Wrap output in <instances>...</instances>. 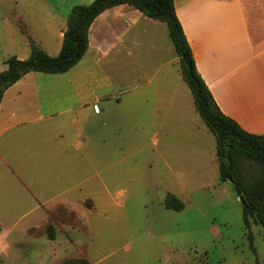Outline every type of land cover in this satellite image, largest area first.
<instances>
[{"label":"rangeland","instance_id":"374dc122","mask_svg":"<svg viewBox=\"0 0 264 264\" xmlns=\"http://www.w3.org/2000/svg\"><path fill=\"white\" fill-rule=\"evenodd\" d=\"M93 1L0 0V71L9 58L25 59L37 49L57 55L71 11ZM240 3L251 24L264 20V0ZM127 13L136 22L132 34L152 28L133 10ZM193 26L199 32L201 21ZM164 34L162 50L146 37L130 42L118 61L112 53L88 52L67 74L35 72L28 80L40 86L37 96L30 85L24 87L27 98L37 99L29 110H65L57 121L64 120L69 139L58 148L44 147V137H53L59 124L50 130L21 127L1 146L17 173L0 163L1 209L16 203L13 213L0 216V264H61L67 259L90 264H264V228L255 222L245 226L240 195L231 179L220 177L215 135L196 110L189 86L179 81L182 62L178 55L171 62L176 52L168 32ZM251 38L255 42L257 35L251 33ZM112 40L109 31L103 53ZM236 47H225L224 53L239 57ZM252 67L247 76L236 73L234 93L239 98L245 91L249 97L259 95L248 117L250 128L264 133V120H258L264 117V75ZM177 83L183 86L177 87L181 101L173 91ZM26 96L15 106L24 108ZM79 98L89 101L77 107ZM235 98L228 97L230 106L236 105ZM94 101L100 111H94ZM73 117L76 127L68 125ZM68 144L79 147L80 164L70 174L66 167L55 174L45 160ZM243 167L247 174L261 173L247 163ZM18 175L28 181L35 177L40 200H46V221L40 226H29L33 215L21 221L36 202L22 189ZM169 193L183 202L182 210L166 207Z\"/></svg>","mask_w":264,"mask_h":264},{"label":"crops","instance_id":"0c3cea01","mask_svg":"<svg viewBox=\"0 0 264 264\" xmlns=\"http://www.w3.org/2000/svg\"><path fill=\"white\" fill-rule=\"evenodd\" d=\"M240 4V0H174L177 16L192 49V56L195 61L196 69L208 85L220 109L226 115L237 121L246 131L253 134L264 135V133L253 131L252 128H250L253 125H250L248 117L257 107L255 105L256 107L254 106L252 108V104L256 103L259 95L249 97V92L245 91V95L242 94V97L239 98L234 93L236 91L234 88L236 73L240 72L238 77H243V73H246L247 76L248 72L254 69L252 65H256L261 69L259 72L260 75H264V20L261 22L255 21L251 24V22L245 18L244 12L239 7ZM225 9H229L228 17L224 15ZM128 10H133V13H135L139 19L146 21L152 28L137 34H132L136 22L132 20L130 14L127 13ZM262 15H264V11ZM196 20L201 21L199 32L196 27L193 26ZM95 26H97V30L94 33V38L91 39L92 30ZM122 26L125 28L119 33L118 31ZM158 27H162L160 32L157 31ZM109 31L113 32L112 44H110L103 53L102 46L106 44L103 43V41ZM164 31L168 32L166 23L149 18L141 11L128 4L117 5L101 13L91 25L89 31V48L86 54L92 52L96 56H102L106 53H112L116 56L115 61H118V56L124 53L125 48L127 49V45L130 42L135 43L138 39L145 40L146 37L151 38V40L155 42L154 45L162 50L163 44L167 42L165 38L167 35L164 34ZM251 33L257 35L255 42H252ZM233 45L239 48V57H229L227 56L228 54L224 53L225 50L223 48ZM176 56L177 53L170 59L172 63H174ZM70 70L62 74H67ZM35 74V72H30L14 85L10 86L5 91L3 100L0 104V163L10 167L11 172L14 174L17 172L11 167L9 159L1 150V146L8 145L7 141L16 128L24 127L27 129L30 128L31 130H50V127L58 129L60 126V129H58L53 137H44L43 142L40 141L44 147L58 148L59 143H63V141L69 139V137H65L64 134V120L62 119V123L57 121L58 117L64 114L61 112H65V110L58 112L56 110H50L49 112L40 110L39 107L36 111L29 110L30 104L36 105L37 99L36 97L33 99L27 98L24 87L30 85L33 93L37 96V91L40 86L36 81L28 82ZM178 77L180 82H185L179 74ZM78 84H80L79 81L73 82L72 84L76 91ZM181 84L182 83L175 84L173 89L176 95L175 97L179 101L182 100V96L177 87L183 88ZM231 94L236 96V105L233 104V106L228 104V97L231 96ZM76 95L79 96V93L77 92ZM25 96L27 101L26 106L21 109L16 107V103ZM88 101L89 99L81 100L79 98V101L76 102L78 105L77 107L87 104ZM95 105L98 106L100 111V107L95 101L93 102L94 111L97 112L95 110ZM261 119L264 120V117L258 120ZM69 123L73 127L78 125L75 117L70 119L68 125ZM76 135L77 134L74 133V136ZM77 137H79V134ZM65 147L66 149L63 152L58 154L51 153L45 160L47 168L54 169L55 174H59L60 171L58 170L65 167L70 174L71 171L74 172V169L80 164L79 147H75V144L73 146L68 144ZM61 175L64 174L61 173ZM15 178L20 180L22 189L32 197V201L36 202L35 206L30 204L28 210L24 211V216L21 221L24 217L33 215V217L35 216L36 218L29 226L42 225L46 221L43 216V206L47 205L46 200H40L43 199L40 190L33 184L36 178L34 177L33 181H28L20 175L15 176ZM6 204L7 206L1 209L0 188V216L5 213H13L16 207V203L14 202H8Z\"/></svg>","mask_w":264,"mask_h":264},{"label":"trees","instance_id":"16d2710c","mask_svg":"<svg viewBox=\"0 0 264 264\" xmlns=\"http://www.w3.org/2000/svg\"><path fill=\"white\" fill-rule=\"evenodd\" d=\"M128 4L149 18L166 23L170 39L182 62V78L194 98L196 110L216 138L220 177L231 179L243 204V220L247 228L252 222L264 228V135L246 131L233 118L226 115L217 104L208 85L196 69L192 56V73L183 55L192 49L177 16L174 0H94L88 5H77L68 19L60 52L53 56L37 49L21 59L11 57L7 67L0 71V104L5 91L30 72L62 74L78 64L89 48V31L95 19L105 10ZM255 166L259 176L247 174L243 164ZM167 208L182 210L183 202L174 194L166 195ZM1 229V225H0ZM61 264H90L86 259H67Z\"/></svg>","mask_w":264,"mask_h":264},{"label":"water","instance_id":"95a60500","mask_svg":"<svg viewBox=\"0 0 264 264\" xmlns=\"http://www.w3.org/2000/svg\"><path fill=\"white\" fill-rule=\"evenodd\" d=\"M182 58L186 64V66L189 69V73H192V55L191 54H185V55H183Z\"/></svg>","mask_w":264,"mask_h":264},{"label":"bare ground","instance_id":"6f19581e","mask_svg":"<svg viewBox=\"0 0 264 264\" xmlns=\"http://www.w3.org/2000/svg\"><path fill=\"white\" fill-rule=\"evenodd\" d=\"M95 110H96V111H99V108H98V110L95 108Z\"/></svg>","mask_w":264,"mask_h":264},{"label":"built area","instance_id":"2783aa9c","mask_svg":"<svg viewBox=\"0 0 264 264\" xmlns=\"http://www.w3.org/2000/svg\"><path fill=\"white\" fill-rule=\"evenodd\" d=\"M98 110V106L95 107Z\"/></svg>","mask_w":264,"mask_h":264}]
</instances>
